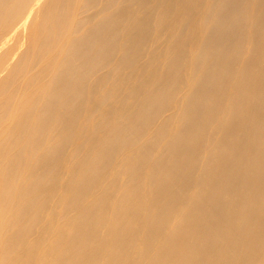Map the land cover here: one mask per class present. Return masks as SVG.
<instances>
[{"label":"bare ground","instance_id":"1","mask_svg":"<svg viewBox=\"0 0 264 264\" xmlns=\"http://www.w3.org/2000/svg\"><path fill=\"white\" fill-rule=\"evenodd\" d=\"M0 264H264V0H0Z\"/></svg>","mask_w":264,"mask_h":264}]
</instances>
